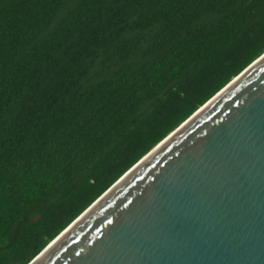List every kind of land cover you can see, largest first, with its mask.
Returning a JSON list of instances; mask_svg holds the SVG:
<instances>
[{"label":"trees","instance_id":"1","mask_svg":"<svg viewBox=\"0 0 264 264\" xmlns=\"http://www.w3.org/2000/svg\"><path fill=\"white\" fill-rule=\"evenodd\" d=\"M264 53V0H0V264H28Z\"/></svg>","mask_w":264,"mask_h":264},{"label":"water","instance_id":"2","mask_svg":"<svg viewBox=\"0 0 264 264\" xmlns=\"http://www.w3.org/2000/svg\"><path fill=\"white\" fill-rule=\"evenodd\" d=\"M28 264H264V53Z\"/></svg>","mask_w":264,"mask_h":264},{"label":"bare ground","instance_id":"3","mask_svg":"<svg viewBox=\"0 0 264 264\" xmlns=\"http://www.w3.org/2000/svg\"><path fill=\"white\" fill-rule=\"evenodd\" d=\"M211 102V101H210Z\"/></svg>","mask_w":264,"mask_h":264}]
</instances>
